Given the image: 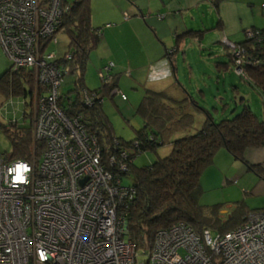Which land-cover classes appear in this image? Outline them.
Instances as JSON below:
<instances>
[{"label": "built area", "instance_id": "built-area-1", "mask_svg": "<svg viewBox=\"0 0 264 264\" xmlns=\"http://www.w3.org/2000/svg\"><path fill=\"white\" fill-rule=\"evenodd\" d=\"M68 9L61 0H0V46L14 72H32L35 153L41 145L31 161L0 152V264H264V212L258 211L223 235L179 222L136 249L125 219L135 190L120 180L128 165L112 157L107 170L82 114L69 115L60 104L70 69L48 45L57 43ZM252 34L246 31L247 38ZM227 45L241 75L244 50ZM112 67L99 72L104 83ZM117 94L126 99L117 89L111 93ZM81 95L91 107L96 96Z\"/></svg>", "mask_w": 264, "mask_h": 264}, {"label": "trees", "instance_id": "trees-1", "mask_svg": "<svg viewBox=\"0 0 264 264\" xmlns=\"http://www.w3.org/2000/svg\"><path fill=\"white\" fill-rule=\"evenodd\" d=\"M61 1L69 9L57 33L66 34L67 51L58 55L54 50L57 43H49L48 50L55 51L60 65L69 67V74L75 77V90L73 88L62 94L64 97L60 104L69 115L82 114V124L96 137L105 164L114 157L118 163L128 165L129 170L121 175L120 180L122 186L135 190L125 210V219L128 237L136 249L150 247L158 231L179 222L186 223L198 233L208 229L223 235L241 227L248 214L264 212V208L251 210L244 203L236 202L235 210L223 215L219 205L206 207L200 204L202 174L212 165L220 149H225L235 161L264 181V167L261 164L252 165L247 160L248 153L264 147V117L258 118L245 105L232 118L215 123L212 115L201 109L206 114L205 120L198 131L191 133L194 117L190 108L194 105L198 109L191 97L176 99L163 91L146 90L136 110L143 120V127L129 142L116 138L105 115L103 100L114 97L111 93L115 89L120 91L119 75H111L110 72L111 81L107 84L103 83L93 91L85 89L86 64L101 40L100 31L91 26L90 0ZM251 31L252 38L246 37L245 42L235 44L245 51V61L241 64L243 73L239 76L261 90L264 97V30ZM66 55H70V60H65ZM252 61L256 63L249 65ZM9 65L0 76V96L6 99L20 96L25 101L28 99L25 106L31 107L34 88L32 72H14L10 62ZM84 89L96 96L89 108L83 106L80 98V91ZM73 92L78 94L74 96ZM0 128L11 146L7 156L12 160L31 161L34 144L31 124L29 127L18 126L17 122L10 121L8 125H0ZM167 145L170 152L166 156L159 155L147 166H135V159L142 153L157 155L158 149ZM122 152L127 158L122 157ZM106 167L110 170L107 164ZM111 169L115 170V167ZM126 177H130L131 184H124Z\"/></svg>", "mask_w": 264, "mask_h": 264}, {"label": "rangeland", "instance_id": "rangeland-1", "mask_svg": "<svg viewBox=\"0 0 264 264\" xmlns=\"http://www.w3.org/2000/svg\"><path fill=\"white\" fill-rule=\"evenodd\" d=\"M68 1L71 2L72 0ZM198 30L199 29H196V31H192V33H198L199 36L204 33L203 31ZM214 37V34L207 37L203 42L202 48H206L208 41L215 42V39L220 41L218 37ZM55 38L57 39V44L54 46V50L58 55H62L67 51V36L64 33L59 32ZM243 38L246 39L245 33L243 34ZM130 39L131 33L129 29L123 30L121 36L119 35L116 39L118 45L120 44V41L122 42L121 47L123 48V58L131 59L123 61L124 63L122 66L125 67V69L121 71L120 75L117 77L119 80L118 88H120V91L126 96V99L123 100L121 94H117L112 98H106L103 100V109L111 124L113 135L126 142L133 140L135 132L143 127V120L136 113V110L143 97L142 94L145 91L142 86V79L138 80L136 77L134 78L135 71L129 67L139 62H133L132 60L139 57L133 56L136 52L134 50L135 47H132L129 43ZM188 44L185 48L184 46L181 47V50L175 56L173 54V56L177 58V62L173 64L175 65L173 69L172 66L168 64L166 67L168 73L164 78L167 79L169 77L168 80L171 86L167 85L168 83L165 81L164 89L161 91L166 92L176 99H178L175 95L176 93H178V95L181 94L184 97H191L198 105L199 110H196L194 105L190 108L191 114L194 117V125L191 129V133L198 131L205 120V115L200 111L201 109L207 110L212 115V119L215 123L224 119L232 118L241 110L242 106L245 105L249 106L258 118L261 119L264 117V97L262 91L258 90L256 87H252L239 76L234 69L237 63L231 60V64H233L231 70L228 69L227 71V69H221V67L227 63V65H230L229 58L226 57L229 55L227 51L228 48L226 50L225 48L223 49L224 45L221 44V48L219 46H213L212 50L214 49L216 54L219 55L214 57L210 56L209 52L205 51V49L199 50L197 43L190 47H188ZM51 50L53 51V49ZM96 50L90 53L84 71L85 89L90 91L98 89L101 84L104 83L99 76V72L103 69L104 65L98 67L99 62H97V56L100 55V49ZM171 52L172 51H170L169 54L173 53ZM184 52L187 54L185 57L183 56ZM169 54L168 56L166 55V60L167 58L169 60L170 57H173ZM3 57H5L4 59H7L4 53ZM4 63L7 64L8 62L5 60ZM167 63L168 61H163L156 64V66L158 67L159 64L162 66ZM107 64H109V62H107ZM150 64L151 63H148L145 65V68H142L147 71V67L150 68ZM135 66L136 65L132 68L135 69ZM113 68L114 65L111 69ZM137 70L139 71L141 68H138ZM4 72L5 70L1 71L0 76ZM111 75L114 74L111 73ZM157 76L158 75H153V81L156 82L161 80L162 75L160 78H155ZM74 80L75 77L71 74L65 77L64 83L61 87L62 94L71 91L73 88L75 90L73 83ZM135 81L138 82V86H133ZM234 87H236L235 90H233ZM83 91H80L81 100V94ZM200 92L203 93L201 94ZM73 94L76 96L78 93L73 92ZM26 101L28 102V99H26ZM26 101L20 96H12L8 99L0 96V125L5 126L8 125L10 121H16L18 126L29 127L31 124L33 109L32 107L25 106ZM37 148L38 147L35 149L37 150L36 153L32 149V156L35 155L37 157L40 154L41 151ZM0 152L8 156L11 152L10 142L1 131V128ZM169 152L170 147L167 145L160 147L157 151V155L152 154L151 152L142 153L135 159L134 164L137 167L147 166L153 163L159 155L163 157ZM255 176L256 175H253V173H247L245 166L240 162L235 161L225 149H220L215 155L212 165L202 174L201 186L203 193L200 198V204L206 207L219 205L221 211H228V213L233 212L236 202L244 203L249 208H262L264 206V194L258 187V191L257 188H255L259 181L257 176ZM124 184H131L130 177L124 178ZM252 187L255 188L253 191L251 190ZM221 214L225 215L223 212ZM143 258L142 260H144Z\"/></svg>", "mask_w": 264, "mask_h": 264}, {"label": "crops", "instance_id": "crops-1", "mask_svg": "<svg viewBox=\"0 0 264 264\" xmlns=\"http://www.w3.org/2000/svg\"><path fill=\"white\" fill-rule=\"evenodd\" d=\"M90 3L91 26L100 31L101 40L97 48L100 49V55L97 56L98 67L107 62H113L114 68L111 73L116 76L125 69L122 66L123 61H128L130 58H123L122 42L120 41L118 45L116 39L119 35L121 36L123 30L129 29L131 33L129 43L135 47L136 52L133 56L139 57L132 59L133 62H139L129 67L135 71L134 78L142 79V86L145 91L160 92L164 89L165 81L168 83L167 85H170L169 77L164 79L168 73L166 67L168 64L172 66V69L175 67L173 64L177 62V58L174 56L181 50V47L184 46L185 48L188 41V47L197 43L199 50L205 49L210 56L217 57L219 55L214 49L212 50L213 46L224 45L223 49L226 50L228 43L235 45L245 42L246 39L243 38V34H246V31L251 29L264 30V0H90ZM196 29L204 33L200 36L198 33H192ZM212 34L218 37L220 41L217 39L215 42L208 41L206 48H202L205 39ZM170 51L173 53L169 54ZM3 53L0 46V72L6 71L10 66L8 59H4ZM168 54L172 56L174 54V56L166 60L165 57ZM186 55L184 52L183 56ZM228 56L226 57L229 58L230 65L227 63L221 67L227 71L228 69L231 70V66H233L231 64L232 58L230 55ZM5 60L8 62L7 64L4 63ZM147 61L151 64L146 71L143 68L148 64ZM163 61H168V63L156 66ZM128 64L130 65L129 62ZM134 65H136L135 69L132 68ZM138 68L141 70L138 71ZM153 75H158L155 78H160L162 75V78L155 82ZM137 83L135 81L133 86H138ZM235 89L236 87L233 88V90ZM175 95L178 99L183 96L178 95V93ZM204 115L206 117L205 113ZM247 160L252 165L261 164L264 167V147L248 153ZM247 173L251 174L252 172L247 170ZM253 175L255 174L253 173ZM257 178L259 181L255 188L258 187L264 194V181L259 177ZM255 188L252 187L251 190L253 191ZM263 208L264 206L250 209ZM222 212L224 213V211ZM227 213L228 211L225 214Z\"/></svg>", "mask_w": 264, "mask_h": 264}, {"label": "flooded vegetation", "instance_id": "flooded-vegetation-1", "mask_svg": "<svg viewBox=\"0 0 264 264\" xmlns=\"http://www.w3.org/2000/svg\"><path fill=\"white\" fill-rule=\"evenodd\" d=\"M245 61V51H244V54H243V56H242V62H244ZM252 64H255V62H250L249 63V65H252Z\"/></svg>", "mask_w": 264, "mask_h": 264}, {"label": "water", "instance_id": "water-1", "mask_svg": "<svg viewBox=\"0 0 264 264\" xmlns=\"http://www.w3.org/2000/svg\"><path fill=\"white\" fill-rule=\"evenodd\" d=\"M227 211H224V213H226Z\"/></svg>", "mask_w": 264, "mask_h": 264}]
</instances>
